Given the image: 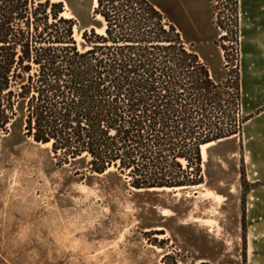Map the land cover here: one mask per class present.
I'll return each instance as SVG.
<instances>
[{
	"label": "trees",
	"instance_id": "16d2710c",
	"mask_svg": "<svg viewBox=\"0 0 264 264\" xmlns=\"http://www.w3.org/2000/svg\"><path fill=\"white\" fill-rule=\"evenodd\" d=\"M232 2L234 64L217 79L150 0H96L100 31L78 30L61 1L0 0V138L18 128L57 165L136 191L203 184L201 145L248 120Z\"/></svg>",
	"mask_w": 264,
	"mask_h": 264
},
{
	"label": "rangeland",
	"instance_id": "374dc122",
	"mask_svg": "<svg viewBox=\"0 0 264 264\" xmlns=\"http://www.w3.org/2000/svg\"><path fill=\"white\" fill-rule=\"evenodd\" d=\"M59 1L78 30L100 31L92 0ZM150 1L225 79L235 54L232 0ZM243 154L237 137L217 142L206 148L201 186L136 191L116 176L74 174L50 146L10 131L0 138V264H249Z\"/></svg>",
	"mask_w": 264,
	"mask_h": 264
},
{
	"label": "crops",
	"instance_id": "0c3cea01",
	"mask_svg": "<svg viewBox=\"0 0 264 264\" xmlns=\"http://www.w3.org/2000/svg\"><path fill=\"white\" fill-rule=\"evenodd\" d=\"M240 89L243 114L238 138L249 188L244 195V240L249 264H264V0H238ZM178 28V27H177Z\"/></svg>",
	"mask_w": 264,
	"mask_h": 264
},
{
	"label": "bare ground",
	"instance_id": "6f19581e",
	"mask_svg": "<svg viewBox=\"0 0 264 264\" xmlns=\"http://www.w3.org/2000/svg\"><path fill=\"white\" fill-rule=\"evenodd\" d=\"M52 1H59V0H52ZM96 6V0H92V8H94ZM63 15L65 17H71V15H69L65 10L63 12ZM213 144H216V142H210V143H207V144H204V145H201V156H202V160L205 161L206 159V148L213 145ZM42 146H50V144H41ZM202 184L200 185H197V186H194V187H199L201 186ZM181 188H175L173 191H179ZM154 190H163V189H150V191H154ZM172 189L170 188H166L164 189L163 191H170Z\"/></svg>",
	"mask_w": 264,
	"mask_h": 264
}]
</instances>
